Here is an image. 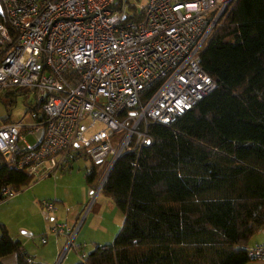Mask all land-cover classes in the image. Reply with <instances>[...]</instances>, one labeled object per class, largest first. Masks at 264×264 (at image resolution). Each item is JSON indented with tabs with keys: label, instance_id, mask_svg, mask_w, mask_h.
<instances>
[{
	"label": "built area",
	"instance_id": "1",
	"mask_svg": "<svg viewBox=\"0 0 264 264\" xmlns=\"http://www.w3.org/2000/svg\"><path fill=\"white\" fill-rule=\"evenodd\" d=\"M233 1L149 0L136 21L130 0H0V94L35 93L41 111L28 135L43 131L22 146L24 123L1 126L0 164L13 162L35 185L86 158L102 166L101 192L124 154L153 145L151 126L172 124L216 89L199 52ZM18 194L6 187L3 201ZM44 207L50 234L66 239L58 264L69 252L85 260L80 226L58 222L55 202ZM248 252L264 262V242Z\"/></svg>",
	"mask_w": 264,
	"mask_h": 264
},
{
	"label": "trees",
	"instance_id": "2",
	"mask_svg": "<svg viewBox=\"0 0 264 264\" xmlns=\"http://www.w3.org/2000/svg\"><path fill=\"white\" fill-rule=\"evenodd\" d=\"M0 23H7L2 14ZM204 45L201 65L216 89L172 124L151 126L154 143L140 155L119 159L101 193L115 201L124 224L111 245L75 264L252 260L248 249L264 228V0H234ZM27 111L38 114L41 105ZM100 177L92 164L88 184L97 187ZM31 184L2 159L0 201L4 188ZM0 231V264L12 254L28 264L22 243L2 224Z\"/></svg>",
	"mask_w": 264,
	"mask_h": 264
},
{
	"label": "rangeland",
	"instance_id": "3",
	"mask_svg": "<svg viewBox=\"0 0 264 264\" xmlns=\"http://www.w3.org/2000/svg\"><path fill=\"white\" fill-rule=\"evenodd\" d=\"M148 1L130 0V5L136 7L138 14H142ZM130 12L135 13V8L132 7ZM5 110L4 104L0 103V114L5 113ZM98 128L102 127L99 125ZM92 164L88 159L82 160L71 171L60 173L39 185H31L32 188L22 189L12 200L0 201V224L7 228L12 238L25 236V232L33 233L30 240L34 248L40 247L42 236L48 235V240L56 238L50 234L51 228L43 233L44 225L52 222L54 225V221L46 219L45 210L38 202H34V195L41 189L53 198L56 195L61 197L62 202L55 201L57 220L73 225L75 229L80 226L76 242L86 244L85 251L89 253L98 245H111L124 224L125 216L111 197L101 192L97 194L98 187L88 184L86 175ZM95 166L102 175V166Z\"/></svg>",
	"mask_w": 264,
	"mask_h": 264
},
{
	"label": "crops",
	"instance_id": "4",
	"mask_svg": "<svg viewBox=\"0 0 264 264\" xmlns=\"http://www.w3.org/2000/svg\"><path fill=\"white\" fill-rule=\"evenodd\" d=\"M0 103H3L5 108H6L5 113L0 114V127L4 126V125L16 124V123H20V122L24 123V128L22 129V133L24 134V142L21 143L22 146L32 145L38 139L40 140L43 137V131H41V130L36 133L35 137L28 135V131L34 127L36 122L32 118V116L30 115L32 112L27 111V110L29 107H35L38 104H40L38 101L37 95L35 93H32L26 89H18V88L17 89L16 88L10 89V90L6 91L5 93L0 94ZM18 104H21V106H19ZM82 160H87V159L79 158L67 170H70V169L72 170L74 168V166L77 163L81 162ZM88 170H89V168H88ZM66 171H63L60 173L63 174ZM60 173L57 174L56 176L50 177V178H55V177L59 176ZM50 178H47L44 181H46ZM44 181H42L38 184H35V186L43 183ZM31 185H33V182ZM31 185L29 187H25V188H32ZM25 188H23V189H25ZM21 190H17V191L19 192ZM55 201L62 202V199H61V197H59L57 195L53 198V196L51 194H48L47 192H43V191H41V189L38 190V192L34 195V202H38L43 210H45L44 204L46 202H55ZM56 208H57V205H56ZM57 211H58V209H57ZM44 215L46 216V219L53 221V219H51V217L48 215V213L46 211L44 212ZM52 226H53V222L51 224L49 223L48 225H44L43 233L47 232V230H49ZM70 227H73V225ZM25 234H26L25 236H20V237L17 236V237H14L13 239L22 243L23 251L26 253L27 256H30V258H32L34 260L35 264H58L59 263V260L62 256V253L64 252V250L66 248V239L65 238H62V237L54 238L52 240H48L46 244H42L41 239H40L39 240L41 243L40 247L34 248L31 244L32 240H30V237L33 236V233L25 232ZM263 242H264V228L252 240L250 247H253V246L260 244V243H263ZM103 246H106V245H103ZM78 261H80L79 255L74 253V252H69L67 254V257L64 258L60 262V264H75ZM2 263L3 264H19V257L17 254H12V255L6 256L2 259ZM248 264H264V262L260 261V260H251Z\"/></svg>",
	"mask_w": 264,
	"mask_h": 264
},
{
	"label": "water",
	"instance_id": "5",
	"mask_svg": "<svg viewBox=\"0 0 264 264\" xmlns=\"http://www.w3.org/2000/svg\"><path fill=\"white\" fill-rule=\"evenodd\" d=\"M0 14H3V10H2V8H1V5H0Z\"/></svg>",
	"mask_w": 264,
	"mask_h": 264
}]
</instances>
